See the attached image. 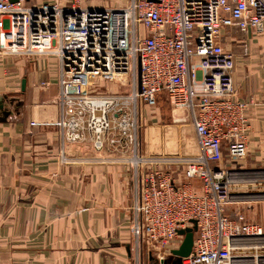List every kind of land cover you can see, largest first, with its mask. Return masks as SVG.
<instances>
[{
  "label": "built area",
  "instance_id": "2783aa9c",
  "mask_svg": "<svg viewBox=\"0 0 264 264\" xmlns=\"http://www.w3.org/2000/svg\"><path fill=\"white\" fill-rule=\"evenodd\" d=\"M230 28L264 34V0H125L105 9L0 0V54L48 55L59 65L56 118L31 125L131 172L135 246L159 261L180 247L178 231L192 221L198 230L182 264H235L237 241L241 259L246 242L264 237L262 226L227 215L235 176L225 158L246 159L250 131V103L236 98V56L221 42ZM163 98L172 119H190L199 153L169 149L170 125L148 127V109L156 118ZM157 138L165 147H154Z\"/></svg>",
  "mask_w": 264,
  "mask_h": 264
},
{
  "label": "crops",
  "instance_id": "0c3cea01",
  "mask_svg": "<svg viewBox=\"0 0 264 264\" xmlns=\"http://www.w3.org/2000/svg\"><path fill=\"white\" fill-rule=\"evenodd\" d=\"M74 1L113 8L125 0H58ZM221 42L236 55V98L250 103L248 155L225 158L235 176L231 204L264 228V34L230 28ZM58 80L55 57L0 54V264H174L135 246L130 171L85 163L89 145H63L56 129L31 125L56 118ZM245 245L240 259L235 243V264H264V237Z\"/></svg>",
  "mask_w": 264,
  "mask_h": 264
},
{
  "label": "rangeland",
  "instance_id": "374dc122",
  "mask_svg": "<svg viewBox=\"0 0 264 264\" xmlns=\"http://www.w3.org/2000/svg\"><path fill=\"white\" fill-rule=\"evenodd\" d=\"M100 83L104 84L105 82L101 81ZM106 84H107L106 88L112 86L111 83L109 84L106 83ZM106 92H114V91L107 90ZM159 103H160V108L161 107L163 108L161 109L160 113H158V115L156 114V118H153L154 114H153L152 109L151 108L148 109V127L153 126L157 123L170 125V127H168L167 129L171 130L173 132V135L169 136L166 139L169 149H172V151H176V150L180 151L183 155H195L199 153V148L197 145V141L195 139L193 128L190 123V119L187 118L186 114H180V113L174 114V117L176 119L185 117L186 119L185 121H183L182 119L181 121L172 119L171 109L169 108L170 105L167 103L166 99L165 98H163V100L160 99ZM158 132L159 131L157 129H154L155 134H157ZM140 139L141 140L143 139L144 142L142 141V146L143 148L146 149V147L149 146V139L147 135L146 136H144V134L141 135ZM153 145L155 148L163 147V146L165 147L164 139L160 138V140H155ZM238 162H241V161H238ZM192 185H193V188L197 192L199 193L202 192L201 190H202L203 185L200 180H194ZM227 207H228L229 217H231L232 219H236V220L242 219V222L249 223L243 211H241L240 209V204H230ZM133 218H134V214L132 215V222H133Z\"/></svg>",
  "mask_w": 264,
  "mask_h": 264
},
{
  "label": "water",
  "instance_id": "95a60500",
  "mask_svg": "<svg viewBox=\"0 0 264 264\" xmlns=\"http://www.w3.org/2000/svg\"><path fill=\"white\" fill-rule=\"evenodd\" d=\"M16 1L17 0H12V2ZM191 223L192 227L178 231V234L183 236V241L178 249H174L172 251V256L170 259H174V264H182V259L188 257L193 250L195 232L198 230V227L196 221H192Z\"/></svg>",
  "mask_w": 264,
  "mask_h": 264
},
{
  "label": "bare ground",
  "instance_id": "6f19581e",
  "mask_svg": "<svg viewBox=\"0 0 264 264\" xmlns=\"http://www.w3.org/2000/svg\"><path fill=\"white\" fill-rule=\"evenodd\" d=\"M118 8V7H115ZM105 9V8H102ZM225 47V46H224ZM228 50V49H227ZM234 54V53H233ZM236 56V55H235ZM234 79V78H233ZM101 155H98L97 153H95L92 149H90L89 153L87 154V156L83 159V161L85 163H89L92 165H102V166H116V167H120L123 168V166L119 165V164H111V163H101L98 162V158H100ZM185 156H190V155H185ZM65 156L64 153L62 154V159L64 160Z\"/></svg>",
  "mask_w": 264,
  "mask_h": 264
}]
</instances>
